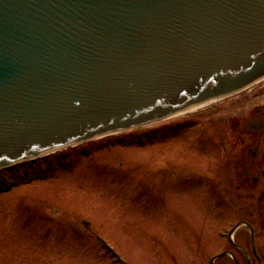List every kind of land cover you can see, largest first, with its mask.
<instances>
[{
    "label": "water",
    "instance_id": "95a60500",
    "mask_svg": "<svg viewBox=\"0 0 264 264\" xmlns=\"http://www.w3.org/2000/svg\"><path fill=\"white\" fill-rule=\"evenodd\" d=\"M264 76V0H0V168Z\"/></svg>",
    "mask_w": 264,
    "mask_h": 264
},
{
    "label": "rangeland",
    "instance_id": "374dc122",
    "mask_svg": "<svg viewBox=\"0 0 264 264\" xmlns=\"http://www.w3.org/2000/svg\"><path fill=\"white\" fill-rule=\"evenodd\" d=\"M256 102L264 79L197 111L0 170V264H175L176 172H200L194 165L210 158L224 164L214 180L238 179L230 118Z\"/></svg>",
    "mask_w": 264,
    "mask_h": 264
},
{
    "label": "flooded vegetation",
    "instance_id": "af4514ba",
    "mask_svg": "<svg viewBox=\"0 0 264 264\" xmlns=\"http://www.w3.org/2000/svg\"><path fill=\"white\" fill-rule=\"evenodd\" d=\"M239 114L230 118L238 179L227 185L214 180L224 164L210 158L194 165L200 172H176L175 264H264V104ZM200 150L211 155L208 148Z\"/></svg>",
    "mask_w": 264,
    "mask_h": 264
},
{
    "label": "bare ground",
    "instance_id": "6f19581e",
    "mask_svg": "<svg viewBox=\"0 0 264 264\" xmlns=\"http://www.w3.org/2000/svg\"><path fill=\"white\" fill-rule=\"evenodd\" d=\"M261 79H264V77H263V78H260V80H261ZM260 80H258V81H260ZM222 98H223V97H222ZM215 101H217V99L207 100V101H205V102H202V103H199V104H196V105H192V106H190V107H187L186 109H183V110H180V111L174 112V113H172L171 115H169L168 117L163 118V119H169V118H172V117H176V116H178V115H183V114H187V113H191V112L197 111L198 109L203 108L204 106L209 105L210 103L215 102ZM153 122H155V121H153ZM153 122H152V123H153ZM107 135H110V133L107 134ZM71 146H74V145H71ZM58 150H59V149H58ZM58 150H51V151H49V152H47V153H45V154H52V153H55V152L58 151ZM59 151H60V150H59ZM45 154H44V155H45ZM31 159H34V158H31Z\"/></svg>",
    "mask_w": 264,
    "mask_h": 264
}]
</instances>
